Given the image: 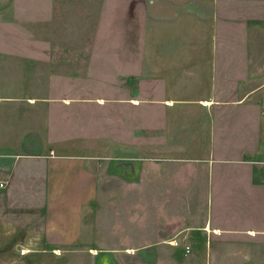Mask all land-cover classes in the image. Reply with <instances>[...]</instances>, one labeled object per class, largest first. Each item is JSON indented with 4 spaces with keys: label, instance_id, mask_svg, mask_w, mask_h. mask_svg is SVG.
I'll list each match as a JSON object with an SVG mask.
<instances>
[{
    "label": "rangeland",
    "instance_id": "obj_1",
    "mask_svg": "<svg viewBox=\"0 0 264 264\" xmlns=\"http://www.w3.org/2000/svg\"><path fill=\"white\" fill-rule=\"evenodd\" d=\"M49 153L92 163L83 237L47 246L6 187L0 264H264V236L213 257L187 232L264 225V0H0V180Z\"/></svg>",
    "mask_w": 264,
    "mask_h": 264
},
{
    "label": "crops",
    "instance_id": "obj_2",
    "mask_svg": "<svg viewBox=\"0 0 264 264\" xmlns=\"http://www.w3.org/2000/svg\"><path fill=\"white\" fill-rule=\"evenodd\" d=\"M10 158L7 161L10 168L4 176L8 186L4 190L9 201L20 202L21 206L39 208L43 213L42 224L39 223L38 218H32L41 225L34 228L35 234L45 241L47 246L52 247L64 248L80 240L83 237L86 217L93 210L99 197L98 180L91 168L90 159L85 156L50 153L14 154ZM254 172L256 174V170ZM202 184L209 186L212 198H215L216 192H221L218 187L217 191L215 189L216 181L214 185L213 181L208 180H204ZM209 191L207 190L206 194ZM225 194L228 198L230 190L227 189ZM238 195L239 192H237ZM242 196L249 197L244 193ZM252 198L256 199V193ZM225 214L223 221L219 224L213 223L212 215H209L206 224L188 227L187 230L193 243L197 245L198 241H203L204 246L210 248L213 257L212 249L216 247H234V241L238 240L236 236L251 239L264 236V225H256V219L252 220L253 223H249L247 212L237 209L234 214ZM253 215L256 218V210ZM216 230L219 231L216 232ZM249 259L250 256L244 257L245 264L250 262Z\"/></svg>",
    "mask_w": 264,
    "mask_h": 264
},
{
    "label": "built area",
    "instance_id": "obj_3",
    "mask_svg": "<svg viewBox=\"0 0 264 264\" xmlns=\"http://www.w3.org/2000/svg\"><path fill=\"white\" fill-rule=\"evenodd\" d=\"M7 186H8L7 182H4V181L0 180V189L6 188ZM172 243H177V242L173 241ZM186 249H187L188 252H190L191 247L188 245V246H186Z\"/></svg>",
    "mask_w": 264,
    "mask_h": 264
},
{
    "label": "bare ground",
    "instance_id": "obj_4",
    "mask_svg": "<svg viewBox=\"0 0 264 264\" xmlns=\"http://www.w3.org/2000/svg\"><path fill=\"white\" fill-rule=\"evenodd\" d=\"M207 229H208V230H210V228H209V227H207ZM218 231H219V230H216V232H218Z\"/></svg>",
    "mask_w": 264,
    "mask_h": 264
}]
</instances>
